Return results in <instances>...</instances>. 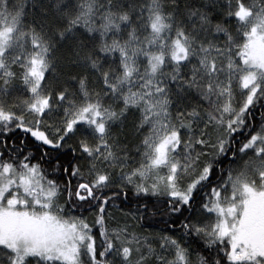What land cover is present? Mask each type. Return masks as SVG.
Here are the masks:
<instances>
[{
	"label": "snow or ice",
	"instance_id": "6c2138e0",
	"mask_svg": "<svg viewBox=\"0 0 264 264\" xmlns=\"http://www.w3.org/2000/svg\"><path fill=\"white\" fill-rule=\"evenodd\" d=\"M0 264H264V0H0Z\"/></svg>",
	"mask_w": 264,
	"mask_h": 264
}]
</instances>
